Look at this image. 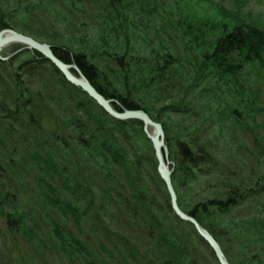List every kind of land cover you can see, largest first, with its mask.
Segmentation results:
<instances>
[{"label": "rangeland", "instance_id": "374dc122", "mask_svg": "<svg viewBox=\"0 0 264 264\" xmlns=\"http://www.w3.org/2000/svg\"><path fill=\"white\" fill-rule=\"evenodd\" d=\"M38 7H42L40 11L45 15L40 13L31 15L35 13L32 8ZM30 16L33 18L30 19ZM3 19L10 24L17 22L19 28L17 30L1 28L0 33L4 30H13L37 42L61 49L68 55H86L88 64L99 72V88L110 87L120 95L126 96L129 94L128 90H132L136 97L141 98L151 87L159 89V85L151 81L152 75L157 73L152 69L147 72L146 66L166 65L165 75L175 79L176 91H181V95L187 93L186 104L188 110L192 111V115L169 116L171 125H178L182 135L197 133L194 128L201 124L198 116L200 120L202 117H211L217 109L224 108L226 102L233 108V103L239 101L240 110L248 120L246 116L250 112L248 107L253 104L256 116L249 117L252 124L247 122L250 126L243 125V130L232 132L228 124L227 126L221 124L222 128L227 130L222 134L218 126L209 123L207 130L209 133L206 131L203 134L204 140H199L203 145L205 140L210 142L207 151L226 164L212 165L221 182L227 183L232 179H229V175L238 173L235 178L241 176L248 179V181L234 179V183L244 189H250L259 179L264 185V0H0V24ZM235 30L246 33L247 37L256 43L258 41L263 53L260 52L261 56L256 59L238 63L240 68L231 74L238 78L239 83H220L215 70L208 68L201 71L203 53L210 52V44L221 40L223 33L229 32L223 35L225 38ZM1 54L7 61L13 63L12 76L6 77L7 75L3 74L4 83L9 84L12 91L16 86L13 74L17 75L18 70L24 72L33 66L36 57L33 51L18 44L8 45L2 49ZM124 57L135 72V76L128 81L126 78L128 73L121 68L120 60ZM71 64L74 65V61ZM197 72L203 80L194 83L193 79L197 77ZM38 73L44 82L35 87V90L47 88L45 91L47 94L54 91L57 97L72 94L62 84L59 76L53 74L49 76L46 71ZM187 77L189 81L186 84V81L182 80ZM183 83L185 84L181 89L180 85ZM163 87L168 90L166 84ZM199 95L210 98L207 99L209 100L207 106H197L195 99ZM63 97L59 98L60 101L55 105L57 112L63 106L67 107L66 99ZM181 98L179 95L175 100L179 101ZM108 100L115 109L116 105L121 106L114 99ZM158 113L157 109L154 116ZM149 117L152 119L150 115ZM148 131L153 133L151 127ZM228 133L230 136H227ZM164 134L170 168L173 169L175 162L171 160V154L172 157L179 155L177 146L180 141L168 140L165 131ZM34 143L37 144V149L23 144L12 147L10 142L5 151L6 158H3L0 164L7 174L0 183V200L7 198L0 204V264L122 263L121 259L109 256L108 249L113 252L114 250L104 229L94 228L93 222L81 224L84 218L79 216L80 213L78 215L75 212L67 213L61 206L51 204L49 196L42 198L43 188L38 189L39 182L41 181L43 186L45 180L50 182L51 179L47 173L42 174L40 170L41 158L54 161L51 168L56 172L55 182L61 177L68 180L66 177L68 175L64 173L68 172L67 165H70L62 161L60 154L52 153L43 140ZM190 149L195 157L196 151L191 146ZM38 152L41 158L37 155ZM27 154H32V158L28 159L25 156ZM204 155H207V152ZM208 158L211 159L210 156ZM205 177L203 181H209L210 187L206 188L205 184H199L188 190L187 187L177 184L176 192L182 205L189 201L191 191L200 194V197L192 201L194 203L218 191L216 187H211L212 183L217 181L208 175ZM70 180L72 181V178ZM3 189L11 191L14 199L5 197L6 191ZM262 202L264 191L256 197L246 198L243 203L234 206L226 214L214 212V215L218 214L216 220L212 217L209 220V216L202 219L201 225L206 231L212 235L209 230L213 227L218 233L214 234L217 236V242L220 241L222 250H231L234 253L235 257L231 260L226 255L229 264H246L247 260L251 261L247 264L264 262ZM107 210L116 218L109 207H105L106 216ZM9 220L20 226L13 224L10 227ZM174 223L178 257L193 258L192 256L196 254L202 257L203 264H217V259L206 242L203 244L200 239L193 236L187 226ZM184 235H188L190 239L184 241ZM225 240L226 246L223 245ZM72 246L82 247L89 255L88 258L84 253L78 254ZM190 249L193 255L187 252H190Z\"/></svg>", "mask_w": 264, "mask_h": 264}, {"label": "trees", "instance_id": "16d2710c", "mask_svg": "<svg viewBox=\"0 0 264 264\" xmlns=\"http://www.w3.org/2000/svg\"><path fill=\"white\" fill-rule=\"evenodd\" d=\"M41 9L42 7L32 8L35 13L31 15H37V13L45 15L43 11H40ZM31 18L33 17L30 16ZM18 25L17 22L10 24L3 19L0 29L17 30ZM227 33L229 32L222 34L221 40L218 39L217 42L213 41L210 44V52L203 53L204 59L200 69L201 71L208 68L215 70L216 75H219L220 83L237 84L240 81L231 73L240 68L238 63L256 59L261 56L260 52H263L258 41L256 43L241 30L233 31L225 39L223 35ZM258 39L261 40L260 36ZM53 50L62 61L68 64L74 61L87 80L104 97L117 101L121 105L120 107L116 105L117 110L146 111L154 121L163 125L168 140L187 142L196 151L195 157L192 159H184L179 155L172 157L173 154H171V160L175 162L173 168L175 190H178L180 185L184 188L187 187L188 190L199 184H205L206 188L210 187L209 181H203L207 175L217 181L212 183L211 187H216L218 191L199 202H192L195 198L200 197L199 192L196 194L194 191H191V197L184 205H182L180 197L178 199L181 209L195 217L200 224L203 223L202 219L207 216H209V220L211 217L216 220L218 214L214 215V212L226 214L234 206L243 203L246 198L256 197L261 191H264V185L260 179L256 184H252L250 189L236 185L234 179L248 181L241 176L235 178L239 175L238 173L229 175V179H232L227 183L221 182L212 165L222 166L225 163L207 151L210 142L205 140L203 145L199 140H204L203 134L208 130L209 123L218 126L222 134L227 130L223 129L221 124L224 126L228 124L232 132L243 130V125L250 126L247 122L251 123L249 117L256 116L253 104L248 107L250 109L246 115L248 120L240 110L241 103L239 101H233V108L226 102L225 107L217 109L211 117H202L200 120V116H198L201 124L199 129L194 128L197 133L182 135L178 125H171L169 116L171 114L192 115V111L188 110L186 104L187 93L181 95V91H176L177 82L175 79L165 75L166 65L163 67L159 64L156 67L146 66L147 72L152 69L157 73L152 75L151 81L157 83L160 88L151 87L150 90L142 94L143 97L139 98L134 95L132 90H128L129 94L125 96L110 87L100 85L102 88H99V72L94 66L88 64L86 55L71 56L55 47ZM212 51L213 53H211ZM34 54L36 63L33 66L28 67L24 72L18 70L17 75L13 74L16 86L12 91L10 85L3 81V74L10 77L12 71L7 68L5 62L0 61V164L3 162V158H6L5 151L10 142L12 147L23 144L37 149V144L34 142L43 140L52 153L60 154L59 157L62 158V161L72 168L67 165L68 172L64 173L68 175L66 176L68 180L61 177L62 181L59 178V181L55 182L56 172L51 168L54 161L50 162V159L47 158L42 159L38 152L37 155L42 162L40 170L42 174L47 173L51 179L50 182L45 180L43 186L41 181L39 182L38 189L43 188L42 198L49 196L51 204L61 206L67 213L75 212L77 215L80 213L79 216L84 218L81 224L93 222L94 228L104 229L108 242L112 244L114 250L113 252L108 249L109 256L121 259L122 263L120 262V264H136L138 262L141 264H203L202 257L193 255L191 249L190 252H187L192 253L193 258L184 256L180 258L176 254L177 243L174 235L177 232L174 222L187 226L192 231V235L200 239L203 244L205 241L192 225L182 221L172 211L169 195L157 170L158 164L153 145L144 132L143 123L138 120L119 121L111 117L86 93L66 81L60 72L41 55ZM124 60L125 57L120 60L121 68L128 73L126 77L128 81L132 76H135V72L130 62L126 60L124 62ZM39 63L42 65L40 66ZM41 71H46L49 76L50 74L59 76L62 84L72 94L57 97L54 91L47 94L45 92L47 88L35 90V87L44 82L38 73ZM202 80L197 72V77L193 79L194 83L202 82ZM182 81H186L187 84L189 79L187 77ZM164 84L168 90H165ZM184 84L180 85L181 89ZM179 95L182 98L176 101L175 98ZM62 97L66 99L67 107L63 106L57 112L55 105ZM207 99L210 100V98L199 95L195 99L197 106H207L209 102ZM160 103L166 106L163 107ZM157 109L159 113L154 116ZM227 136H230L229 133ZM170 147L172 148V145ZM32 151L34 152V150ZM206 152L207 155H204ZM25 156L28 159L32 158V154ZM71 171L72 174L69 175ZM6 177L7 174L1 165L0 183ZM221 190L223 193H220ZM3 191H6L5 197L14 199L11 191L7 189H3ZM6 199L0 200L2 202L0 204H3ZM105 207H109L116 218L110 215V210H107L106 216L104 214ZM78 222L79 220H77ZM9 224L10 227L13 224L17 227L20 226L11 220H9ZM209 231L215 238L217 237L218 233L213 227ZM183 239L184 241L189 240L190 237L184 235ZM220 240L222 239L220 238ZM225 242L227 241H224V246H226ZM205 244L209 246L207 243ZM72 247L78 254L84 253L88 258L89 255L84 252L82 247ZM223 250L229 260L234 259L235 255L231 250ZM247 263H251V261L247 260ZM99 264L101 263L99 262ZM217 264H219L218 261ZM259 264H264V262L259 261Z\"/></svg>", "mask_w": 264, "mask_h": 264}, {"label": "water", "instance_id": "95a60500", "mask_svg": "<svg viewBox=\"0 0 264 264\" xmlns=\"http://www.w3.org/2000/svg\"><path fill=\"white\" fill-rule=\"evenodd\" d=\"M14 43L23 44L29 49L42 55L64 76V78L69 83L85 92L106 113H108L113 118L122 121L137 119L144 124V129L147 137L152 142L154 148V153L158 164L157 170L169 195L173 212L182 221L190 223L195 228L196 232L208 243L219 264H229L226 259L225 253L223 252L219 243L215 240L214 236L206 231L196 218L184 212L178 204V197L172 181L173 171L169 168L171 163L168 160L169 154L165 144V134L163 126L159 123L154 122V120L151 119L143 111H117L113 107L112 102L106 99L94 88V86L86 79V77L82 74L81 70L76 65H69L62 61L59 57H57V55L53 51L52 46L37 42L31 37L13 30H4L0 33V50ZM72 71H75L77 75H74ZM150 127L153 129V133H150L148 131ZM178 148L179 153L183 158L192 159L194 154L188 144L181 142L178 144Z\"/></svg>", "mask_w": 264, "mask_h": 264}, {"label": "bare ground", "instance_id": "6f19581e", "mask_svg": "<svg viewBox=\"0 0 264 264\" xmlns=\"http://www.w3.org/2000/svg\"><path fill=\"white\" fill-rule=\"evenodd\" d=\"M176 191V190H175ZM176 194H177V192H176ZM177 197H178V195H177ZM179 204V203H178ZM171 205V204H170ZM181 208V207H180ZM173 211V210H172ZM188 214V213H187ZM190 215V214H189ZM192 216V215H191ZM195 218V217H194ZM215 238V237H214ZM215 240H216V238H215ZM217 241V240H216Z\"/></svg>", "mask_w": 264, "mask_h": 264}, {"label": "flooded vegetation", "instance_id": "af4514ba", "mask_svg": "<svg viewBox=\"0 0 264 264\" xmlns=\"http://www.w3.org/2000/svg\"><path fill=\"white\" fill-rule=\"evenodd\" d=\"M1 61V60H0Z\"/></svg>", "mask_w": 264, "mask_h": 264}]
</instances>
